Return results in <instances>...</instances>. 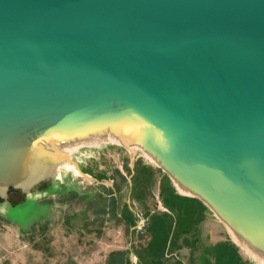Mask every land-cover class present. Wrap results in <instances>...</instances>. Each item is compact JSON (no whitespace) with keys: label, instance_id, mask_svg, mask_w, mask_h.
Segmentation results:
<instances>
[{"label":"water","instance_id":"1","mask_svg":"<svg viewBox=\"0 0 264 264\" xmlns=\"http://www.w3.org/2000/svg\"><path fill=\"white\" fill-rule=\"evenodd\" d=\"M95 133L263 242L264 0H0V205L86 176L65 145Z\"/></svg>","mask_w":264,"mask_h":264},{"label":"rangeland","instance_id":"2","mask_svg":"<svg viewBox=\"0 0 264 264\" xmlns=\"http://www.w3.org/2000/svg\"><path fill=\"white\" fill-rule=\"evenodd\" d=\"M65 149H77L71 157L86 176L64 164L66 170L51 181L9 192L10 207L0 205V264H113V254L118 264H151L145 254L154 257V264H219L207 250L215 244L233 249L237 264H264L202 202L183 211L175 208L169 194L181 193L140 150L135 180L129 183L123 145L101 139L96 146L78 142ZM156 217L165 218L164 230L169 225L178 234L170 237L154 228ZM137 221H142L140 229L134 228ZM197 228L201 240L195 245Z\"/></svg>","mask_w":264,"mask_h":264},{"label":"bare ground","instance_id":"3","mask_svg":"<svg viewBox=\"0 0 264 264\" xmlns=\"http://www.w3.org/2000/svg\"><path fill=\"white\" fill-rule=\"evenodd\" d=\"M101 139H103L104 141H109V142H114V143L119 142L117 136L112 135L110 133H104V134L95 133V134H90V135H86V136H82V137L80 136V137H76V138H67V140L69 141L68 144H75V143L79 142V143L89 144L91 146L92 145H95V146L99 145V142H101ZM32 142L34 145H37L38 148L32 147V149H30L27 146V143H25L24 141H21V142H16L15 144H13L14 149L16 151L20 152V154L22 156H25L26 158H28L30 160L37 159L38 157H42L43 159H45L46 157L41 152L42 150H44V145L39 142L38 137H35V139H33ZM31 146L32 145L30 144V147ZM140 151L142 152L143 156L146 159H148L150 162L154 163L155 165H158L157 160L152 155H150L149 153H147L145 151H142V150H140ZM50 157H48V158H50ZM173 185L176 189L179 190V192L182 195L191 194V191L189 189H187L186 187H184L183 185H181L177 180H173ZM215 214L218 216L217 218L220 221H222L220 219L222 217L217 212H215ZM224 224H225V222H224ZM225 225L228 228L232 237L234 236L237 240L242 242V244L253 255H255L256 257H260L264 260V237L256 236V238L261 239L263 242L251 241V240L245 238L244 236H242L241 234H239L232 226H230V225L228 226L227 224H225Z\"/></svg>","mask_w":264,"mask_h":264},{"label":"crops","instance_id":"4","mask_svg":"<svg viewBox=\"0 0 264 264\" xmlns=\"http://www.w3.org/2000/svg\"><path fill=\"white\" fill-rule=\"evenodd\" d=\"M169 196H170L171 201L173 202V203L172 202H170V203H172L175 206V208H177L178 210H181V211H183L185 209V207H188L189 205H192L195 208V205L196 204L198 205V204L201 203L199 200L190 199L192 197H184L182 194H177L175 192H171L169 194ZM187 219L190 220L192 218H189L188 217ZM164 221H165V218L164 217H161V218L160 217H156L155 220H154V223H153V227L154 228H158L159 227L158 229L161 228L162 231H167V232H165V233L163 232V233L166 234V235H169L170 234V237L173 236V233L174 232H176V235H177L178 232H177V229L176 228H175L176 231H173V228L168 225V228H166L167 230L166 229L165 230L163 229L162 226H163V222ZM164 234H162V235H164ZM199 240H201V233L199 232V228H197V233L194 234L193 244L196 245L195 241L196 242H199ZM155 245L156 244L154 243L153 246H152L153 249H154ZM214 247L215 246H213L212 248H207V250L209 252H211V254H212V253H214V249H215ZM145 255L147 257V260H149L151 264H154L155 263L154 262V257L151 254H145ZM214 257H215V254H214Z\"/></svg>","mask_w":264,"mask_h":264},{"label":"trees","instance_id":"5","mask_svg":"<svg viewBox=\"0 0 264 264\" xmlns=\"http://www.w3.org/2000/svg\"><path fill=\"white\" fill-rule=\"evenodd\" d=\"M136 173L137 172H136V164H135L134 165V173L132 174L131 179H132L133 176L134 177L136 176ZM134 177L132 179L133 182L135 180ZM137 182H139V183H137L138 185L142 184L141 180H139ZM214 254H215L217 260H219V264H231V263L232 264H237L239 262V260H238V262L236 260L238 258L236 256L234 250L229 248V247H218L217 249L215 248L214 249ZM121 256H122V254L121 255L119 254V257H121ZM114 257H115L114 254L111 255V257L109 259V263H113V264H118V262L121 263L120 258H117L118 260H115V259L112 260ZM113 261H116V262H113Z\"/></svg>","mask_w":264,"mask_h":264},{"label":"built area","instance_id":"6","mask_svg":"<svg viewBox=\"0 0 264 264\" xmlns=\"http://www.w3.org/2000/svg\"><path fill=\"white\" fill-rule=\"evenodd\" d=\"M141 225H142V221H137L134 228L135 229H140L141 228Z\"/></svg>","mask_w":264,"mask_h":264},{"label":"flooded vegetation","instance_id":"7","mask_svg":"<svg viewBox=\"0 0 264 264\" xmlns=\"http://www.w3.org/2000/svg\"><path fill=\"white\" fill-rule=\"evenodd\" d=\"M214 246H215L214 248H216V249L218 248V246L216 244Z\"/></svg>","mask_w":264,"mask_h":264}]
</instances>
